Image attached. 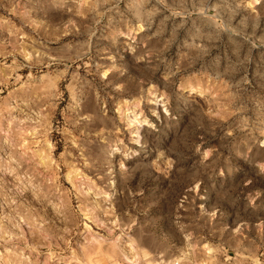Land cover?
Wrapping results in <instances>:
<instances>
[{
	"label": "rangeland",
	"instance_id": "1",
	"mask_svg": "<svg viewBox=\"0 0 264 264\" xmlns=\"http://www.w3.org/2000/svg\"><path fill=\"white\" fill-rule=\"evenodd\" d=\"M249 251L264 255V0H0V264Z\"/></svg>",
	"mask_w": 264,
	"mask_h": 264
},
{
	"label": "crops",
	"instance_id": "2",
	"mask_svg": "<svg viewBox=\"0 0 264 264\" xmlns=\"http://www.w3.org/2000/svg\"><path fill=\"white\" fill-rule=\"evenodd\" d=\"M242 257H246L248 259V261H247L248 264H256L257 263L256 259L259 260V264H264V255H261V254L259 256H257L256 253L249 251V252H247L246 256H242ZM239 258L238 257L233 258L235 264L241 263Z\"/></svg>",
	"mask_w": 264,
	"mask_h": 264
},
{
	"label": "bare ground",
	"instance_id": "3",
	"mask_svg": "<svg viewBox=\"0 0 264 264\" xmlns=\"http://www.w3.org/2000/svg\"><path fill=\"white\" fill-rule=\"evenodd\" d=\"M204 248L206 250V256H208V257L211 256L214 250L208 245H206ZM126 258L128 259V257H126Z\"/></svg>",
	"mask_w": 264,
	"mask_h": 264
},
{
	"label": "built area",
	"instance_id": "4",
	"mask_svg": "<svg viewBox=\"0 0 264 264\" xmlns=\"http://www.w3.org/2000/svg\"><path fill=\"white\" fill-rule=\"evenodd\" d=\"M162 264H179V263H176V262H174V263H171V262H167V263H162Z\"/></svg>",
	"mask_w": 264,
	"mask_h": 264
}]
</instances>
